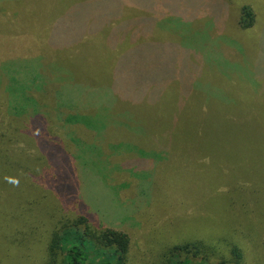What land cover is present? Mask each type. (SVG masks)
<instances>
[{"label":"trees","instance_id":"trees-1","mask_svg":"<svg viewBox=\"0 0 264 264\" xmlns=\"http://www.w3.org/2000/svg\"><path fill=\"white\" fill-rule=\"evenodd\" d=\"M19 8L17 2H0V13L5 12L2 21L8 26L1 33L4 55L20 45L27 54L42 55L47 59L44 65L51 68L56 59L62 60L58 57L73 55L76 48L85 46L87 54L77 57L88 69L87 83L96 90L117 89L118 98H104L105 104L116 101L114 105H130V101H137L140 112L131 113L135 119L115 116L112 122H94L88 113L95 115L101 108L69 101L72 98H68L64 79L47 82L43 78L41 82L35 78L31 87H37L31 93L38 98L40 111L10 116L0 109V192L6 200L5 204L0 202V264H149L152 258L153 264H264V121L237 114L242 105L252 108L249 101L256 104L261 98H205L201 110L193 98H181L183 105L178 108L173 100L176 98H162L166 93L155 96L160 93L156 66L141 70L137 65L148 60V55L141 53H145L148 36L136 38L130 30H124L126 35L118 37L107 30V24L92 29L91 21L83 22L68 13L44 22L41 32L35 33L25 29L27 21ZM256 20L253 7L243 5L238 27L251 29ZM136 39L143 61L136 58L135 68L129 65L123 47L133 48ZM142 78L150 81L147 91L157 99L138 96L124 102L134 97L124 94L122 87L133 84L131 89L135 85L142 88ZM35 81L40 86H35ZM28 91H24V97L30 98ZM212 101L217 104V114L210 113ZM121 109L112 110L113 114ZM198 109V117L189 114V110ZM138 115L144 120L143 126L137 124ZM78 139L109 147L111 159L119 162L127 158L121 161L126 168L138 161L145 165L150 160L148 155L157 153L160 161L150 165L151 179L143 184L139 195L146 196V202L157 211L168 205L176 210L185 198L188 202L183 210L192 214H183L180 226L169 228L171 238L162 234L154 244L147 242L135 249L131 232L106 227L90 218L93 212L82 211L88 206L84 200L87 194H81L83 174L74 172L70 161ZM116 144L134 147L116 154L117 150L111 151ZM218 150H223L221 156ZM186 152L196 160L184 159ZM51 169L74 172L66 174L67 179L65 174L56 177L57 194L49 188ZM130 172L136 176L133 170ZM129 185L121 191L123 199L134 192L135 180ZM66 197L69 202L78 198L75 203L82 212L74 213L71 202L63 203ZM224 206L230 209L224 211ZM142 217L145 223L152 216Z\"/></svg>","mask_w":264,"mask_h":264},{"label":"rangeland","instance_id":"rangeland-1","mask_svg":"<svg viewBox=\"0 0 264 264\" xmlns=\"http://www.w3.org/2000/svg\"><path fill=\"white\" fill-rule=\"evenodd\" d=\"M9 1L19 4V9L27 21L25 29L35 33L41 32V24L44 22L47 23L51 18L68 13L70 17L83 22L91 21L92 29H98L107 24V30L115 32V36L118 37L126 35L124 30H130L136 38L148 36L149 41L146 46L141 43L145 49V53H141L147 54L148 60L137 65L141 70L145 66L147 69L156 66L155 76L159 80L157 88L160 91L155 94L156 97L166 93L162 98H176L173 100L178 108L183 105L181 98H193L192 101L196 102L200 110L206 104L205 98H222L224 101L234 98H261L262 100L260 99L256 104H251L249 101L252 108H245L242 105V110H238L237 114L240 118L250 116L249 118L259 119L261 117L259 121H264V0H31L34 7L29 0H0L1 4ZM243 5H251L257 13L255 25L248 30L238 27L240 9ZM4 14L5 12L0 13V43L4 36L1 33L8 30V26H5L2 21ZM113 21L117 24L112 26L110 22ZM81 39L86 41L83 37ZM123 48L126 49L129 65L136 68L135 59L140 58L139 42L136 39L133 48L129 49L128 45ZM73 49L71 47L70 51ZM76 49L75 54L65 55L64 58L58 57L62 60L56 59L52 63L54 65L48 68L44 65L47 59L40 54H27L28 50L18 45L10 55H4L5 50L0 46V109L10 116L40 111L38 98L31 93L37 88H31L34 79L39 78L40 82L42 78L47 79V82L64 79L68 83H66L70 95L68 98H72L69 101L77 105L87 104V106H97L102 109L95 115L88 113L87 117H91L95 120L94 122L105 123L106 120L112 122L115 116L119 119L124 117L125 120L129 117L134 118L131 113L140 112L137 108L139 105H136L137 101L133 103L130 101V105L127 103L114 105L115 101L108 105V103L105 104L104 98H112V100L118 98L117 89H115L116 92L113 89H107V91L104 88L92 89L87 83L88 69L82 59L77 57L86 55L87 51H84L85 46ZM49 65H51L50 60ZM46 71L49 73L44 74ZM40 82L35 81L34 85L38 83L40 86ZM139 84L142 88H137L135 85L131 89L133 84L122 87L124 94L128 93L134 97L127 98L124 102L135 100L138 96L151 100L157 99L147 91L150 81L142 78ZM27 89L30 98L24 97ZM121 97L123 99V95ZM214 102L210 113L217 114L218 107ZM128 106L129 110L126 109ZM119 108L123 109L113 114L112 110ZM200 110L196 112L189 110V114L198 117ZM136 121L139 126H143L142 116L138 115ZM96 126H98L97 123ZM262 130L264 131V128ZM92 143H82L78 139L76 142L78 148L76 147L74 158L70 159L74 172L76 170V173L83 174L81 194H87L84 200L88 206L82 211L93 212L90 215L92 220H97L106 227L131 232L132 244L136 249L147 245V242L154 244L162 234L168 235V230L171 231L169 228L174 229L177 224L180 226V217L183 214H192L191 211L183 210L184 204L188 202L185 198L181 200L176 210H172L168 205L157 211L154 205L151 206V203L146 202V196L139 195L143 184L147 185L151 179L150 165L153 166L160 161L161 157L157 153H155L156 159H154L155 154L152 157L150 153L148 155L150 160L145 165L138 161L137 164L127 165L126 168L121 161L127 158L117 162L116 159H111L113 155L110 154L109 147L104 149L95 141V144ZM132 147L134 145L129 148L116 144L111 151L117 150L116 154H120L123 151H131ZM135 152H137L136 148ZM222 153L223 150H218L220 156ZM184 159L196 160V157L193 159L189 152H186ZM84 169L89 170L84 172ZM130 170L134 171L135 177ZM50 172L49 182L52 186L49 188L56 194L58 193L56 191L58 186H55L58 185L56 177L65 174L67 179L69 177H66V174L74 173L70 169L63 171L51 169ZM120 174H126L131 178L126 180L123 176L119 177ZM113 176H116L118 181ZM133 179L136 182L134 192H129L130 195L127 194V198L123 199L121 191H126ZM121 182H127V184L122 185ZM64 197L61 196V199ZM0 198V202L6 201L1 192ZM71 199L72 204L67 197L63 203L71 204L74 213L82 212L78 209L79 203H75L78 198ZM187 204L190 205V203ZM229 209L226 206L223 207L224 211ZM129 211L134 213L130 216L126 215ZM156 212L159 213L153 216ZM142 216L152 217L144 223L146 219ZM158 219L162 220L159 225H156ZM157 226H162V229ZM145 232H148L146 238ZM154 260L152 258L148 263L153 264Z\"/></svg>","mask_w":264,"mask_h":264}]
</instances>
